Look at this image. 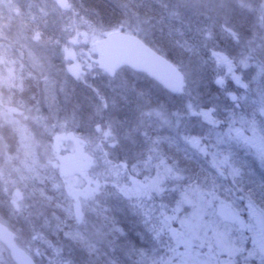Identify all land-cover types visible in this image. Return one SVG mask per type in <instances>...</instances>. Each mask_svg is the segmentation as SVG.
I'll return each mask as SVG.
<instances>
[{"label": "rangeland", "instance_id": "obj_1", "mask_svg": "<svg viewBox=\"0 0 264 264\" xmlns=\"http://www.w3.org/2000/svg\"><path fill=\"white\" fill-rule=\"evenodd\" d=\"M181 6L191 15L205 16L207 27L200 20L193 27L201 26L199 33L207 36V28L217 24L209 11L214 17L223 12L226 20L236 8L264 26V0H181ZM62 10L52 0H0V63L5 70L0 93L19 91L15 81L22 72L36 75L38 87L35 105L13 107L0 96V124H9L21 136L16 155L9 157L0 132V221L12 227L38 264H211V251L216 264H236L243 246L245 264H264V212L240 190L228 192L240 173L237 163H231L234 147L252 151L264 163V121L259 120L264 112L245 119L242 104L245 93H254L247 80L250 62L235 58L234 50L216 51L202 35L199 47L208 62L199 52L184 59L177 67L185 78L182 91L171 96L151 86L149 99L148 92L138 90V84L149 85L145 75L103 69L96 43L109 33L69 40ZM42 19L50 31L44 35L24 23ZM222 32L234 39L227 29ZM239 45L237 39L235 48ZM181 47L188 52L187 45ZM82 112L87 113L84 123L77 115ZM90 118L105 119L106 126L91 124ZM165 135L177 137L206 160L215 173L213 185L188 183L186 174L162 157ZM116 147L132 156L133 150L138 153L131 166L123 161L119 169L106 160L113 159ZM239 200L245 201V240L236 229L242 220L231 204ZM151 201L166 203L164 215L175 224L170 232L179 242L171 250L161 248L160 218L152 236ZM167 252L170 257L164 256ZM0 264H12L1 245Z\"/></svg>", "mask_w": 264, "mask_h": 264}, {"label": "trees", "instance_id": "obj_2", "mask_svg": "<svg viewBox=\"0 0 264 264\" xmlns=\"http://www.w3.org/2000/svg\"><path fill=\"white\" fill-rule=\"evenodd\" d=\"M233 9L232 15L226 20L222 18L223 12H220L219 16L214 17V12L209 11L210 14L208 16L211 19H217V24L211 28L209 26L206 30L209 36L199 33L201 26H206L205 22L207 19L205 16L200 17L199 15L198 17L193 13L191 15L187 11V7L185 9L181 6V0H69V7L62 10L61 22L66 28L69 40L75 42L77 40H87L89 36L97 34L104 35L120 31L140 32L142 34H139V37L147 46L166 58L176 67H179L184 59L191 60L195 58L198 52L204 56L205 60L208 59V55L203 48L199 47L203 45L201 41L202 35L208 38L207 41L211 48L216 51H223L230 54L232 53L230 50H234L235 58H244L245 62H250L251 64V72H249L251 77L247 80L250 81L249 93L252 90H254V93H251V95L245 93V96L249 98L244 97L242 104L245 109V119L247 117L252 119L255 117L257 119L256 115L259 110L262 109L264 112V26L262 28L252 15L245 14L244 16L238 9ZM184 10L185 15L183 14ZM197 20H200V23L202 22L198 29L193 27ZM45 22L44 19L40 22L24 20L27 27L35 32H42V35L45 32H50L44 29ZM224 28L233 34L234 39L222 34ZM237 39L241 45L235 48ZM208 43L206 44L209 45ZM183 44L187 45L186 50L188 52H183V48L181 47ZM0 58H2L1 55ZM258 73L262 75L258 77ZM4 76L5 70L0 63V77L4 78ZM253 78L254 80H252ZM15 82L17 84L19 83V91L10 90L9 94L7 92L4 94L1 92L0 96L6 99L9 98L12 102H18L20 105H35L34 100L38 97L37 93H35V90L38 89L36 75L31 76L26 72H22ZM148 84L147 86L142 85V87L138 84V90L142 93L148 92L147 98L150 99L151 86H154L157 90L160 88L152 81H149ZM4 88V86H0V89ZM209 90L211 93L215 92L213 81L209 85ZM229 92H233L231 88H229ZM221 93L217 92L219 94L218 97L219 99H224ZM234 94L238 95L239 93L235 92ZM77 115L78 118L81 117L80 120L82 119L81 122L83 123L85 122V118L87 119V113L82 112ZM259 120L263 122L264 116L263 119L260 118ZM92 122H97L103 127L106 126L105 119L98 121L97 118H90L89 123L92 124ZM260 125L264 129V123H260ZM5 129L6 125L0 124L1 137H3L2 139L4 141ZM120 133L122 132L120 131ZM127 142L129 144V141ZM162 147V157L170 164L175 165L182 172L181 175L183 173L186 174V181L188 183L200 182L213 185L215 173L210 170L206 164V160L199 156L187 144H184L177 137L174 138L170 135H165V141ZM11 148V151H13L14 148L12 145ZM234 149V157L231 163H234V165L237 163L236 166L240 173L239 177L235 179V187L228 188V192L234 194L237 189L240 190L243 194H247L259 210L264 212V163L260 162L255 153L250 150L237 149L235 147ZM108 150L111 151V149ZM112 153L113 159L107 157L106 160L114 161L113 167L115 168L116 166L119 167L117 164L123 161L129 162L128 166H131L132 163L130 162L135 161L134 155H138L135 150L132 152L134 153L133 156L129 150L126 152L123 151L122 153L118 147ZM125 154H129L127 159H125ZM122 176H125V174ZM143 192L146 194L150 193L149 190H144ZM226 199L228 198L226 197ZM230 199L234 200V196H231ZM117 220L118 222L121 221L119 218ZM118 225L127 233V228H125L124 224L119 222ZM68 230L62 231V234H66ZM45 249L49 251L48 248ZM116 262L122 263L121 260H116Z\"/></svg>", "mask_w": 264, "mask_h": 264}, {"label": "water", "instance_id": "obj_3", "mask_svg": "<svg viewBox=\"0 0 264 264\" xmlns=\"http://www.w3.org/2000/svg\"><path fill=\"white\" fill-rule=\"evenodd\" d=\"M68 8V0H52ZM102 50L103 69L110 73L129 68L145 74L150 80L172 95H177L184 86V76L177 67L147 46L139 37L125 32L113 33L98 41ZM0 243L10 252L15 264H35L30 256L21 250L14 234L0 223Z\"/></svg>", "mask_w": 264, "mask_h": 264}, {"label": "flooded vegetation", "instance_id": "obj_4", "mask_svg": "<svg viewBox=\"0 0 264 264\" xmlns=\"http://www.w3.org/2000/svg\"><path fill=\"white\" fill-rule=\"evenodd\" d=\"M36 92L35 93H38L37 90H35ZM9 90H7V94H9ZM9 99V98H7ZM10 100V99H9ZM12 106H20L22 107V105H20L18 102H12ZM16 103V104H15ZM9 119V117H8ZM11 126H9V124L6 125V129H5V144L7 145V152H8V156H15L16 155V152H15V149L17 148L16 145H19V138H21L20 134H18V132H13L11 130ZM10 142L12 143V147L14 148L13 151H11V145H10ZM8 191V195L10 196V193L12 191V187L8 188L7 189ZM90 192V191H89ZM14 196L16 197V202H14L15 204H18L19 202V193L16 191H14ZM98 198L101 197V195L97 196ZM70 200V202L73 201V199H71V197L69 196L68 198ZM7 201H8V198H7ZM72 203H75L74 201ZM232 205H234L235 209H234V212L241 218V222H239L236 226V229L238 230L240 228L242 232V239L245 240V201H241L239 200L238 202H232L231 203ZM148 208V219H149V225L151 227V230H152V236L154 235V224L158 225L156 223V220L157 218H160L161 219V223H160V232L159 234L161 235L162 237V244H161V248H163L162 250L163 251H168V250H171V247H175L178 242H179V239L176 241V238L172 236L171 232L170 231H173V227H174V223L171 222L167 216L164 215V210L166 208V203L164 202H154L151 201V203H149V206L147 207ZM24 210V208H23ZM0 223H3L0 221ZM167 224V226L165 225ZM6 225V224H5ZM7 226V225H6ZM8 229L13 232L14 236H15V242L17 244V246L23 250L28 256H30L32 258V260L34 261L35 264H38V262L36 261L37 259L35 257H33L25 248L24 246L22 245V243L19 241V238L17 237V234L15 233V231L12 229V227H9L7 226ZM173 229V230H172ZM155 230H159V228H155ZM157 232V231H156ZM135 236V235H134ZM170 236L172 237V239L170 238ZM137 237V236H135ZM164 239V240H163ZM154 242H153V238L150 240V245L153 246ZM179 246V245H178ZM244 249L243 251L241 252V254L237 257L236 261H234L236 264H245V246H243ZM181 249H179L180 251ZM4 251L8 254V257H9V261L13 263L11 257H10V252L4 248ZM171 252H167L166 254H164V256H167V257H170ZM216 253L215 252H210V261H211V264H216ZM179 256H182L181 254Z\"/></svg>", "mask_w": 264, "mask_h": 264}]
</instances>
